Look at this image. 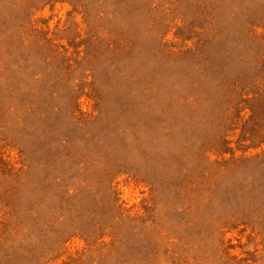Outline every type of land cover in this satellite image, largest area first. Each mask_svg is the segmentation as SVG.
<instances>
[{
	"label": "rangeland",
	"instance_id": "1",
	"mask_svg": "<svg viewBox=\"0 0 264 264\" xmlns=\"http://www.w3.org/2000/svg\"><path fill=\"white\" fill-rule=\"evenodd\" d=\"M0 264H264V0H0Z\"/></svg>",
	"mask_w": 264,
	"mask_h": 264
}]
</instances>
